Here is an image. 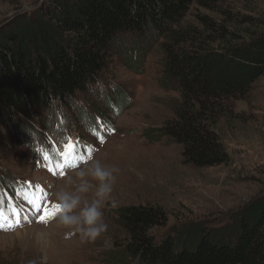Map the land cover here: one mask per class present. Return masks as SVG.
<instances>
[{"label":"rangeland","instance_id":"rangeland-1","mask_svg":"<svg viewBox=\"0 0 264 264\" xmlns=\"http://www.w3.org/2000/svg\"><path fill=\"white\" fill-rule=\"evenodd\" d=\"M37 2L0 0V24ZM204 15L227 29L225 39L230 41L234 35V43L264 32V0H218L211 8L192 6L178 27L200 29ZM165 38L154 31L123 35L112 46L103 74L71 105L35 113L30 121L22 119L0 129V180L28 183L17 190L14 210L0 212V264H135L123 250L127 235L117 220L121 208L145 205L164 210L166 225L148 232L161 241L177 234L173 227L181 230L186 223L212 227L230 222L250 203L264 199V76L253 83L245 100L235 101L233 119L216 126L230 162L194 168L182 161L181 146L161 131L173 117L179 97L175 85H163ZM35 124L55 136L69 127L73 131L63 142L49 135V149H38V155L32 156L22 144L31 130L38 137L41 134ZM69 137L82 153L71 166L56 155ZM95 161L106 169H118L102 209L106 231L94 240H82L80 233L67 235L70 229L54 223L58 218L36 222L44 207L53 210L58 191L80 196L71 215H79L86 202L96 199L100 182L76 174L87 172ZM59 185L63 190L57 189ZM81 185L87 191L80 192ZM29 200L41 207L33 208Z\"/></svg>","mask_w":264,"mask_h":264},{"label":"trees","instance_id":"trees-1","mask_svg":"<svg viewBox=\"0 0 264 264\" xmlns=\"http://www.w3.org/2000/svg\"><path fill=\"white\" fill-rule=\"evenodd\" d=\"M217 1L38 0L0 24V129L71 105L103 74L118 38L154 31L166 37L161 43L163 85L173 84L179 93L162 133L181 146L185 164L197 169L228 164L231 156L216 126L233 119L235 101L245 100L264 76V32L234 43L235 36L225 39L227 29L206 15L200 29L178 27L192 6L211 8ZM33 126L41 134L31 130L22 144L32 156L49 149V135L63 142L73 131L69 127L59 137ZM21 183L0 180V212L9 210L7 194ZM253 202L230 222L212 227L186 223L161 241L148 232L166 225L164 210L121 208L117 220L127 235L123 250L135 264H264V199Z\"/></svg>","mask_w":264,"mask_h":264},{"label":"clouds","instance_id":"clouds-1","mask_svg":"<svg viewBox=\"0 0 264 264\" xmlns=\"http://www.w3.org/2000/svg\"><path fill=\"white\" fill-rule=\"evenodd\" d=\"M88 160H92V157L89 156ZM117 171L116 168L106 169L101 166L99 161H95L87 172L81 170L76 173L79 177L91 175L100 182L95 193L96 199H93L90 204L86 202L79 215L70 214L72 209L76 208L81 202L79 195H70L65 191L55 193V215L53 218L57 219L58 217V224L71 230L67 235L80 233L82 240H94L100 233L106 231L107 225L102 220V209L113 191L115 181L113 173ZM86 190V186L81 185L79 191ZM113 207H115L114 204ZM41 235L37 234L38 237Z\"/></svg>","mask_w":264,"mask_h":264},{"label":"snow or ice","instance_id":"snow-or-ice-1","mask_svg":"<svg viewBox=\"0 0 264 264\" xmlns=\"http://www.w3.org/2000/svg\"><path fill=\"white\" fill-rule=\"evenodd\" d=\"M101 142L103 140L101 139ZM78 148V143L76 141H73L71 137L68 138L67 142L62 145V151L57 153V155L60 157L62 161L66 165H72L74 160H77L82 153L77 151ZM45 160L48 159L47 156L44 157ZM57 167H60V165H57ZM51 170V169H50ZM29 204L33 206V208H40V205L35 204L34 201L29 200ZM55 215V207L53 208L52 211H49L48 207H44L42 214H39L38 217L36 218V222L38 223H47L49 219H51ZM14 216L19 217V213L14 211ZM0 219H3L2 214H0ZM16 224H19V219H17Z\"/></svg>","mask_w":264,"mask_h":264},{"label":"bare ground","instance_id":"bare-ground-1","mask_svg":"<svg viewBox=\"0 0 264 264\" xmlns=\"http://www.w3.org/2000/svg\"><path fill=\"white\" fill-rule=\"evenodd\" d=\"M61 185H62V184H61ZM61 185H59L57 189H60V190L62 189V190H63V187H61ZM86 191H87V190H86ZM86 194H87V192H86ZM79 208H80V207H79ZM82 208H83V207H82ZM76 212H77V211H76ZM57 218H58V217H57ZM54 223H58V220H55ZM36 230H37V229H36ZM67 243H68V242H67Z\"/></svg>","mask_w":264,"mask_h":264}]
</instances>
